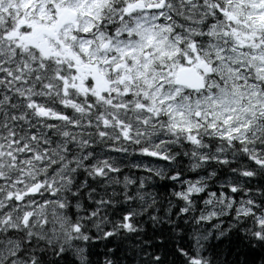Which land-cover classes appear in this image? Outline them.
Masks as SVG:
<instances>
[{"label":"snow or ice","instance_id":"6c2138e0","mask_svg":"<svg viewBox=\"0 0 264 264\" xmlns=\"http://www.w3.org/2000/svg\"><path fill=\"white\" fill-rule=\"evenodd\" d=\"M0 264H264V0H0Z\"/></svg>","mask_w":264,"mask_h":264}]
</instances>
